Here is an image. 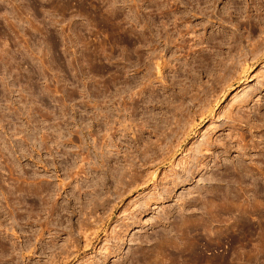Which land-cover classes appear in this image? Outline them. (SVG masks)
I'll return each instance as SVG.
<instances>
[{
	"label": "rangeland",
	"instance_id": "374dc122",
	"mask_svg": "<svg viewBox=\"0 0 264 264\" xmlns=\"http://www.w3.org/2000/svg\"><path fill=\"white\" fill-rule=\"evenodd\" d=\"M176 255L264 264V0H0V264Z\"/></svg>",
	"mask_w": 264,
	"mask_h": 264
},
{
	"label": "bare ground",
	"instance_id": "6f19581e",
	"mask_svg": "<svg viewBox=\"0 0 264 264\" xmlns=\"http://www.w3.org/2000/svg\"><path fill=\"white\" fill-rule=\"evenodd\" d=\"M180 34H181V33H180ZM176 46H177V45H176ZM157 61H158V59H157ZM161 61H162V60H161ZM155 63H156L157 68H160V62H155ZM157 73H158V72H157ZM147 74H148V73H147ZM140 89H141V88H140ZM135 94H136V93H135ZM129 98H130V97H129ZM118 102H119V101H118ZM241 139H243V138H241ZM84 158H85V157H84ZM245 191H246V190H245ZM209 202H210V201H209ZM220 203H221V202H220ZM251 207H252V206H251ZM252 208H253V207H252ZM254 211H255V210H254ZM180 240H181V239H180ZM198 242H199V241H198ZM182 243H184V242H182ZM161 244H162V243H161ZM192 244H194V242H193ZM195 244H197V242H196ZM195 244H194V245H195ZM158 245H159V244H158ZM167 245H168V244H167ZM171 245H172V244H171ZM187 245H188V244H187ZM165 246H166V245H165ZM169 246H170V244H169ZM176 246H178V245H176ZM189 247H190V246H189ZM164 248H165V247H164ZM170 248H171V247H170ZM181 248H182V247H181ZM185 248H187V247H185ZM190 248H191V247H190ZM190 248H188V249H190ZM192 249H193V248H192ZM199 249H200V248H199ZM206 249H207V248H206ZM260 249H261V248H260ZM194 250H196V249L194 248ZM166 251H167V250H166ZM166 251H165V252L162 251V253H163V252L166 253V257H167L168 255H167V252H166ZM168 251H169V249H168ZM170 251H171V250H170ZM170 251H169V253H170ZM260 251H261V250H260ZM177 253H178V252H177ZM191 253H192V252H191ZM194 253H195V252H194ZM192 254H193V253H192ZM220 254H221V253H220ZM183 255H184V254H183ZM150 256H151V254H150ZM181 256H182V255H178V256L176 255V256L174 257V259H176V261H175L176 263H177V261H180L179 258L181 259ZM195 256H199V255H195ZM200 256H201V255H200ZM252 256H253V255H252ZM166 257H165V260L167 259ZM170 257H171V256H170ZM172 257H173V256H172ZM172 257H171V258H172ZM189 257H190V256H189ZM216 257H217V256H216ZM220 257H221V256H220ZM168 258H169V257H168ZM183 258H184V257H183ZM192 258H193V257H192ZM194 258H195V257H194ZM194 258H193V259H194ZM200 258H201V257H200ZM151 259H152V258H151ZM153 259H155V258H153ZM161 259H162V258H161ZM185 259H186V258H185ZM185 259H184V260H185ZM197 259H198V258H197ZM217 259H218V258H217ZM221 260H222V259H221ZM156 261H157V260H156ZM186 261H188V260H186ZM191 261H193V260H191ZM201 261H202V260H201ZM159 262H160V261H159ZM165 262H166V261H165ZM181 262H182V261H181ZM194 262H195V261H194ZM194 262H193V263H194ZM172 263H174V262H172ZM195 263H196V262H195ZM167 264H168V263H167ZM177 264H178V263H177ZM185 264H186V263H185ZM217 264H218V263H217Z\"/></svg>",
	"mask_w": 264,
	"mask_h": 264
}]
</instances>
